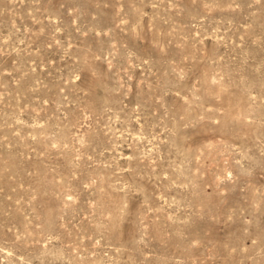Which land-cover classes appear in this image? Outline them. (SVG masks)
<instances>
[{
    "label": "rangeland",
    "instance_id": "374dc122",
    "mask_svg": "<svg viewBox=\"0 0 264 264\" xmlns=\"http://www.w3.org/2000/svg\"><path fill=\"white\" fill-rule=\"evenodd\" d=\"M0 264H264V0H0Z\"/></svg>",
    "mask_w": 264,
    "mask_h": 264
}]
</instances>
